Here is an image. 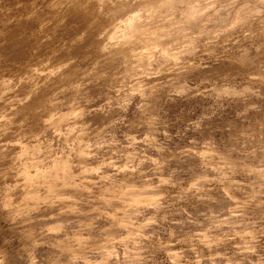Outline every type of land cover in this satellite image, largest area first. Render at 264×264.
Here are the masks:
<instances>
[{
  "label": "clouds",
  "instance_id": "9594fccd",
  "mask_svg": "<svg viewBox=\"0 0 264 264\" xmlns=\"http://www.w3.org/2000/svg\"><path fill=\"white\" fill-rule=\"evenodd\" d=\"M0 264H264V0H0Z\"/></svg>",
  "mask_w": 264,
  "mask_h": 264
}]
</instances>
